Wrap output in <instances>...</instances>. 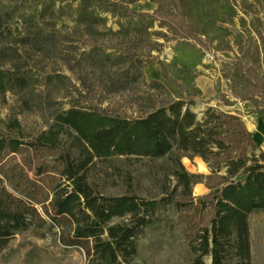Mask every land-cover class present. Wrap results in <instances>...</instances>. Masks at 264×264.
Instances as JSON below:
<instances>
[{"label":"rangeland","instance_id":"obj_1","mask_svg":"<svg viewBox=\"0 0 264 264\" xmlns=\"http://www.w3.org/2000/svg\"><path fill=\"white\" fill-rule=\"evenodd\" d=\"M117 1L136 13H152L158 4L178 8L176 0ZM75 6L64 4L61 10L0 26V75L5 80L0 82L2 131L6 123L17 120L25 137L31 138L71 106L135 118L177 97H193L190 106L199 116L214 106L238 112L247 128L250 121L261 124L258 131L252 128V134L259 137L264 151V114L256 112L264 108V0H180L194 37L173 22L149 16L129 18L98 11L100 18L90 23L75 21ZM37 38L42 42L35 44ZM183 40L197 49L189 48L186 65L174 60L175 46ZM149 66L157 70L156 77L146 73ZM16 76L27 77V84L15 82ZM240 94L248 98L241 99ZM62 141L68 144L70 136L64 134ZM177 159L197 175L191 197L206 194L207 163L177 150L155 158L96 157L88 179L106 195L134 193L160 199L172 194L188 201L190 196L174 174ZM184 214L173 204L159 211L138 240V256L131 264L186 263L192 256ZM258 215L264 218V213ZM254 219L250 214L249 223ZM122 221L116 217L112 222ZM59 229L47 224L16 233L0 252V264H86L81 248L60 245ZM250 253L251 264H264L262 226L253 227Z\"/></svg>","mask_w":264,"mask_h":264},{"label":"trees","instance_id":"obj_2","mask_svg":"<svg viewBox=\"0 0 264 264\" xmlns=\"http://www.w3.org/2000/svg\"><path fill=\"white\" fill-rule=\"evenodd\" d=\"M73 3L75 21L90 23L100 18L98 11L149 16L173 22L194 37L180 8L158 4L152 13H136L117 0H0V26ZM39 38L35 44L42 42ZM190 47L197 50L189 41L178 42L174 60L186 65ZM0 82L5 83L2 75ZM194 101L177 97L135 118L71 106L31 138L17 120L6 123L5 131L0 129V252L16 233L49 224L60 228V245L84 251L86 264H131L145 229L173 204L185 211L181 218L192 257L184 264H208L207 258L209 264H251L249 216L264 210V151L238 112L208 106L199 116L190 106ZM256 112L263 115L264 108ZM64 134L70 136L68 144L62 141ZM173 150L207 163L206 194L191 197L197 175L186 171L179 159L174 174L188 201L172 194L160 199L106 195L88 179L96 157L155 158ZM116 217L125 221L112 222Z\"/></svg>","mask_w":264,"mask_h":264},{"label":"crops","instance_id":"obj_3","mask_svg":"<svg viewBox=\"0 0 264 264\" xmlns=\"http://www.w3.org/2000/svg\"><path fill=\"white\" fill-rule=\"evenodd\" d=\"M151 74H152V76L156 77L157 76V70L154 68L151 71ZM255 124H256L255 121L254 122H251L250 121V124H249L250 127H248L247 129L252 132V128H255L256 131H258L256 127L259 126V125H261V124H259V123L257 125H255ZM262 125H263V128L262 127L261 128L264 129V123H262ZM254 138H255V140L257 142H260V139H259L258 136H255ZM263 213H264V210L258 211V212H254V214H255V216H256L257 219H254V220L250 221V223H249V237L250 238L252 237L253 227L254 226H262V228L264 227V218H262V216L258 215V214H261L262 215Z\"/></svg>","mask_w":264,"mask_h":264},{"label":"bare ground","instance_id":"obj_4","mask_svg":"<svg viewBox=\"0 0 264 264\" xmlns=\"http://www.w3.org/2000/svg\"><path fill=\"white\" fill-rule=\"evenodd\" d=\"M154 69V67H152V66H149V67H147L146 68V73L148 74V75H150L151 74V71Z\"/></svg>","mask_w":264,"mask_h":264}]
</instances>
